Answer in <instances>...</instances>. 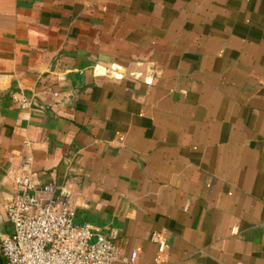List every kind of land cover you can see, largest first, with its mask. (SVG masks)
<instances>
[{
  "label": "crops",
  "instance_id": "obj_1",
  "mask_svg": "<svg viewBox=\"0 0 264 264\" xmlns=\"http://www.w3.org/2000/svg\"><path fill=\"white\" fill-rule=\"evenodd\" d=\"M0 74L1 234L30 156L114 264H264V0H0Z\"/></svg>",
  "mask_w": 264,
  "mask_h": 264
},
{
  "label": "built area",
  "instance_id": "obj_2",
  "mask_svg": "<svg viewBox=\"0 0 264 264\" xmlns=\"http://www.w3.org/2000/svg\"><path fill=\"white\" fill-rule=\"evenodd\" d=\"M92 71L95 76L114 79L127 73L125 68L115 64L110 68L95 65ZM129 75L141 77L134 72ZM143 80L146 83L152 81L149 76ZM3 82L4 75L0 74V89ZM14 100L20 108L30 109V101L23 95ZM31 160L26 156L12 176L15 193L5 205L12 233H0L2 264H114L119 260L115 245L98 227L75 222L70 190L52 181L40 182L31 168ZM150 241L156 244L160 253L168 246L165 237L156 231L151 233ZM137 257V251L132 250L121 260L124 264H138Z\"/></svg>",
  "mask_w": 264,
  "mask_h": 264
},
{
  "label": "water",
  "instance_id": "obj_3",
  "mask_svg": "<svg viewBox=\"0 0 264 264\" xmlns=\"http://www.w3.org/2000/svg\"><path fill=\"white\" fill-rule=\"evenodd\" d=\"M0 264H2V261L0 260Z\"/></svg>",
  "mask_w": 264,
  "mask_h": 264
},
{
  "label": "rangeland",
  "instance_id": "obj_4",
  "mask_svg": "<svg viewBox=\"0 0 264 264\" xmlns=\"http://www.w3.org/2000/svg\"><path fill=\"white\" fill-rule=\"evenodd\" d=\"M2 261H3V259H2Z\"/></svg>",
  "mask_w": 264,
  "mask_h": 264
}]
</instances>
